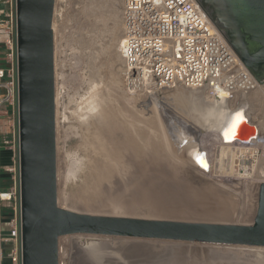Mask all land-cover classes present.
Returning <instances> with one entry per match:
<instances>
[{
    "label": "rangeland",
    "instance_id": "obj_1",
    "mask_svg": "<svg viewBox=\"0 0 264 264\" xmlns=\"http://www.w3.org/2000/svg\"><path fill=\"white\" fill-rule=\"evenodd\" d=\"M196 1L207 12L211 20L228 35L227 30L223 28L222 21L225 20L220 13L218 4L212 0ZM53 27L55 36L58 203L61 208L95 216L253 225L257 214L259 189L264 183V97L260 93L241 96L235 104H229L227 101L219 99L214 100L213 103L208 101V107L209 104L213 105L212 109H208L205 102L199 101L201 98L206 99L204 93L192 92L183 88L155 95H130L125 89L122 75L121 45L125 37L121 0H56ZM92 89H95L94 92ZM172 91L175 97L172 96ZM94 93L95 95H93ZM176 97L188 98L186 100L191 106H186L185 102L183 108L185 111L180 108L178 111L177 104L179 101L181 102V99H176ZM90 100L96 102L97 105ZM241 102L247 104V112H245V105L238 106ZM199 103L204 108L202 114L194 106L199 107ZM216 103L220 107L218 110H214V105L217 106ZM108 107L114 111L117 109V113L112 109L111 112ZM112 114L116 116H114L116 121L133 123L145 134L166 137L167 144L170 143L167 148L170 147L171 158L177 163L180 162L181 165L182 163L183 165L187 164V162L175 158L173 142L180 141L185 137L196 141L194 151H196L197 158L194 160L195 162L188 161L189 165L187 164L189 180L199 186L197 189H200L192 196L193 198L199 196L196 203L190 202L187 203L188 205L181 204V206L172 208L170 206V208L168 206L158 207L160 212L156 209V212L153 209V211H147L144 208L115 209L114 204L107 201L104 191L97 194L93 199L95 201L91 198L92 201L89 204L76 201L75 197L78 198L81 195L83 188L91 180L90 176L94 172L96 160L100 157L99 142L97 143L99 137L102 136L100 123H103L106 116ZM117 114L120 116L119 118H117ZM183 114L186 117L182 116ZM179 116L182 118L180 119ZM243 117L246 119L249 117L260 131L259 139L255 142L251 153L238 149L235 151L231 146L234 144L225 138L227 132L232 130L230 127L243 126ZM134 120L135 122H132ZM152 121L163 124H154ZM204 123H207L209 128L206 129ZM176 125L177 127H174ZM177 128L182 130L179 131ZM157 129L160 130L157 131ZM17 134V111L4 107L0 116V147L5 145L17 153ZM139 137L140 141L148 138L146 136ZM182 157L185 161L188 160L184 155ZM155 163L151 164L152 170L164 171L162 162L157 161L156 165ZM190 163L196 167V171ZM144 164L146 163L144 162ZM14 165L15 170L10 172L13 176V187L8 192L15 190L16 194L11 202H1L0 208H16L18 204L17 158ZM185 176L183 175L182 178L186 179ZM147 184L145 185L147 188L140 186V189L151 188V182ZM153 188L154 186H152ZM99 195L101 196L99 197ZM98 198L102 200L99 201ZM125 202H130V200L127 199ZM0 245L4 251V246L7 244L0 242ZM59 245L60 264H93L94 262V264L102 262V264H163L177 258L197 261L199 264H264V248L91 235L62 237Z\"/></svg>",
    "mask_w": 264,
    "mask_h": 264
},
{
    "label": "water",
    "instance_id": "obj_2",
    "mask_svg": "<svg viewBox=\"0 0 264 264\" xmlns=\"http://www.w3.org/2000/svg\"><path fill=\"white\" fill-rule=\"evenodd\" d=\"M226 38L254 79L264 85V0H212ZM56 0H17L18 199L22 264H60V239L72 235L264 248V183L253 225L95 216L58 203L54 14ZM221 21V20H220ZM226 101V100H224ZM247 104L241 102L238 106ZM238 126L231 143L251 145L258 127ZM206 129L208 125L204 123ZM235 132V131H234ZM172 259L163 264H175ZM183 260V261H182ZM184 264H199L182 259ZM210 264V263H209Z\"/></svg>",
    "mask_w": 264,
    "mask_h": 264
},
{
    "label": "built area",
    "instance_id": "obj_3",
    "mask_svg": "<svg viewBox=\"0 0 264 264\" xmlns=\"http://www.w3.org/2000/svg\"><path fill=\"white\" fill-rule=\"evenodd\" d=\"M121 2L125 37L121 45L122 75L130 95H155L183 88L203 91L207 100H226L229 104L254 93L264 97V85L254 79L226 33L196 0ZM17 105V0H0V116L4 107L17 111ZM256 141L231 146L235 151L251 153ZM16 145L14 163L18 159V134ZM14 170L15 166L7 169ZM15 194V190H0V204L11 202ZM13 209L8 234L2 233L0 218V242L9 244L7 256L11 264H22L19 199ZM3 262L0 245V264Z\"/></svg>",
    "mask_w": 264,
    "mask_h": 264
},
{
    "label": "bare ground",
    "instance_id": "obj_4",
    "mask_svg": "<svg viewBox=\"0 0 264 264\" xmlns=\"http://www.w3.org/2000/svg\"><path fill=\"white\" fill-rule=\"evenodd\" d=\"M223 28L225 30H227V33L229 35V30L227 29V27L225 28V26L223 25ZM221 30H222V28H221ZM93 82H95V81H93ZM94 90H93V92H94ZM175 90H177V89H175ZM180 92H179V94H182ZM192 92H194V91H192ZM198 92H200V91H198ZM201 92L203 93V91H201ZM93 95H95V93ZM184 95H186V94H184ZM89 96H90V98H92L91 95H89ZM172 96H173V91H172ZM176 96H178V95H176ZM120 97H122V96H120ZM173 97H175V96H173ZM180 97H181V95H180ZM186 97H188V96H186ZM95 98L97 99L98 97H95ZM177 98L178 97H176V99ZM188 98H186V99H188ZM103 99H105V97H103ZM178 99H181V102L179 101V103L177 104L179 106V107H177L178 108L177 109L178 111H180V109L183 110V108L185 106L184 105L185 102H186V106H188V105L191 106V104L185 99V97H184V99L183 98H178ZM122 100H123V98H122ZM142 100H143V98H142ZM183 100H184V103H183ZM90 101H92V100H90ZM90 101H88V102H90ZM159 101H160V99H159ZM199 101L200 102L201 101L205 102L206 105H207L206 107H208V101L209 100H207L205 98H201V100H199ZM222 102H224V101H222ZM93 103L95 104L96 102H93ZM110 103H109V105H110ZM134 103H135V101H134ZM212 103H213V101H212ZM199 104H200L199 107L197 105H194V106H196L197 109H198V111H201V114H202L203 111H204V108H202L201 103H199ZM96 105H97V103H96ZM100 105L101 104H99V106ZM115 105H116V102H115ZM127 105H128V103H127ZM85 106H86V104H85ZM158 106H160V105H158ZM94 107H96V106H94ZM86 108L87 109L89 108L88 105H87ZM155 108H156V106H155ZM212 108H213V105H210L209 104L208 109H212ZM111 109H110V111L112 112L113 109L112 110ZM218 109H220V107L218 106V104H217V106L214 105V110H218ZM100 110H102V109L100 108ZM116 110L117 109H115V111L114 110L113 111L116 112ZM125 110H127V109H125ZM155 111H156V109H155ZM183 111H185V110H183ZM114 112H113V114H114ZM221 112H224V111H221ZM107 113H108V110H107ZM113 114L106 116L105 117V120L104 121L102 120L103 123H100L101 124L100 125L101 126L100 130L102 131L101 132L102 134L101 133H99V134H101L102 136H100L99 137V140H97V143L99 142L98 143L99 144L98 152H99L100 157H98V159L96 160L97 163L94 166L95 168L94 169L92 168L93 171H94L93 174H91V176L88 174L91 177L90 178L91 180L88 178L90 180V181H88L89 182L88 185L85 188H83L84 190H83L82 193H80L81 195L78 198L75 197L76 198V201H78V202H80L82 204H89L97 196V194L103 193V191H104V193H105L104 195H107L106 196L107 201L108 202H111V204L113 203L114 204L113 207L115 209H129V210H133V209H137V208H139V209L140 208L141 209L144 208L147 211L148 210L149 211L150 210L151 211H153V210L155 211V209H156V211H159L158 207H161L162 208V207H166V206L169 207L170 206L172 208V207H176V206H181V204H187V203L189 204L190 202L191 203H196V201L198 200L197 197H199V196L197 195L196 198H193L192 196L195 193H197V191L200 190V189L199 188L197 189V187H199V186L196 185V184H194L193 181L191 182L189 180L190 174H188V170H187L188 169V165H189L188 164V161L195 162L194 160H196V158H197L196 157V151H194L195 150V144H196L195 142L196 141L195 140H192L191 138L185 137L184 139H182L180 141L177 140V141H174L173 142V148L175 149V152H173V153H176L175 158L177 157L181 161L187 162L188 165L185 163L186 165L184 164L185 165L184 166L183 163L181 165V164H179L180 162L177 163V162H175L171 158V153L172 152L169 150L170 147L167 148L170 143L167 144L168 143L167 142L168 140H167L166 137H163V136H160V135H157V134H155V135L145 134L144 132H142V130L138 129L139 127L137 128L133 123H128L127 124L126 122L116 121V119H115L116 116L113 115ZM119 115L121 116L122 113L119 114ZM119 115H118L117 118L120 117ZM182 116H185V114H183ZM122 117L124 118V116H122ZM179 118H180V116H179ZM245 119L246 118L243 117L244 124H243L242 128H243L244 131L248 132V131H250V129L246 126L245 122H246L247 119L246 120ZM153 121H154V119H153ZM159 121L163 122L162 120H159ZM182 121H183V119H182ZM186 121H188V120H186ZM233 121H234V119H233ZM132 122H135V120L132 121ZM136 122H138L137 119H136ZM174 122L176 123V121H174ZM158 123H160V122H158ZM158 123L155 121L154 124H158ZM164 123H165V121H164ZM199 123H200V121H199ZM160 124H163V123H160ZM137 125H138V123H137ZM159 125H157V126L159 127ZM191 125H192V123H191ZM195 125L197 126L196 123H195ZM170 126H171V124H170ZM174 127H177V125L174 126ZM160 128H161V125H160ZM207 128H209V127H207ZM177 129L179 130V128H177ZM230 129H232V130H230L229 133L227 132V134L225 135V138L228 141L231 142V140L233 139V133L234 134L236 133L237 125L235 127L234 126L230 127ZM158 130H160V129H157V131ZM181 130H179V131H181ZM173 131H175V130H173ZM98 132H100V131H98ZM173 133H175V132H173ZM166 135H167V132H166ZM139 136H141L142 138H144V136H146V138L147 137L148 138L147 139H145V138L144 139H141L142 141H140V140H138V138H140ZM168 138H169V136H168ZM93 154H94V152H93ZM183 155H184L185 158L188 159L187 161H185V159H183V157H182ZM96 156H94V157H96ZM157 161L163 163V170L164 171H159V169H155V170H152L151 169L152 168L151 164H153L155 162L157 163ZM144 162L146 164H144ZM156 163H155V165H156ZM243 163H244V161H243ZM190 165H191V167H194V169L196 171V167L195 166H192V163H190ZM153 167H155V166H153ZM159 167H160V165H159ZM159 167H157V168H159ZM182 172L184 173L183 175H186L185 176L186 179H183L182 178L183 177V175L181 174ZM193 172L194 171H192V173ZM152 175H154V176H152ZM137 176H140L141 180H140V178H137ZM194 178H195V176H194ZM147 181L148 182H151V184H152V186H154V188L152 189V186H151V188H149L148 190L147 189H140V186L141 187L142 186H145L148 183ZM105 184L106 185L107 184H110V185L109 186L108 185L106 186ZM106 187H109V188H106ZM147 187H148V184H147ZM147 187L145 186V188H147ZM201 188H202V186H201ZM100 196L101 195H99V197ZM116 196H117V198H116ZM91 198H92V200H91ZM127 199L130 200V202H125V200H127ZM101 200L99 199V201H101ZM93 201H95V200H93ZM175 203H177V204H175ZM171 204H173V205L171 206ZM124 205H126V206H124ZM197 206H199V205H197ZM110 207H112V206H110ZM193 207H195V206H193ZM232 210H234V209H232ZM108 259H109V257H108ZM180 260H182V259H180ZM180 260H177L175 264H184V263H182L183 260L182 261H180Z\"/></svg>",
    "mask_w": 264,
    "mask_h": 264
},
{
    "label": "trees",
    "instance_id": "obj_5",
    "mask_svg": "<svg viewBox=\"0 0 264 264\" xmlns=\"http://www.w3.org/2000/svg\"><path fill=\"white\" fill-rule=\"evenodd\" d=\"M7 108V107H5ZM2 148H0V167L2 166ZM7 155L9 156L10 163L12 164V158L14 157V153L12 150H6ZM13 187V176L10 172L5 171L1 168L0 170V190L2 192H8ZM14 216V209L11 208H0V218H1V230L3 231V222L7 221L10 222V220ZM4 234V233H3ZM7 234V233H6ZM4 262L3 264H11L10 260L7 256V251L4 249Z\"/></svg>",
    "mask_w": 264,
    "mask_h": 264
},
{
    "label": "crops",
    "instance_id": "obj_6",
    "mask_svg": "<svg viewBox=\"0 0 264 264\" xmlns=\"http://www.w3.org/2000/svg\"><path fill=\"white\" fill-rule=\"evenodd\" d=\"M0 148H2L3 152H2V166L1 168L5 171H7V169H10V168H13L15 165H14V157L12 158V164L10 163V160H9V156L7 155L6 153V150H11L10 147H7L5 145H2ZM8 231H9V222L7 221H4L3 222V231L2 233H4V235L7 233L8 234ZM5 250L7 251V249L9 248V244L5 245L4 246Z\"/></svg>",
    "mask_w": 264,
    "mask_h": 264
}]
</instances>
